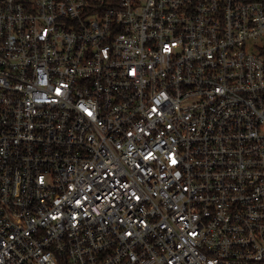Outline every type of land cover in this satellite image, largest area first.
<instances>
[{
    "label": "built area",
    "instance_id": "built-area-1",
    "mask_svg": "<svg viewBox=\"0 0 264 264\" xmlns=\"http://www.w3.org/2000/svg\"><path fill=\"white\" fill-rule=\"evenodd\" d=\"M0 264H264V0H0Z\"/></svg>",
    "mask_w": 264,
    "mask_h": 264
},
{
    "label": "snow or ice",
    "instance_id": "snow-or-ice-1",
    "mask_svg": "<svg viewBox=\"0 0 264 264\" xmlns=\"http://www.w3.org/2000/svg\"><path fill=\"white\" fill-rule=\"evenodd\" d=\"M90 114V113H89ZM175 163V161H173Z\"/></svg>",
    "mask_w": 264,
    "mask_h": 264
}]
</instances>
